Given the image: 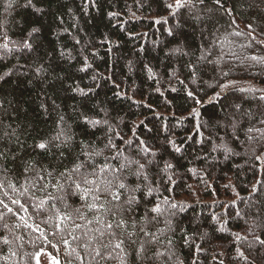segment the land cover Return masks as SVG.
<instances>
[{
	"label": "trees",
	"instance_id": "1",
	"mask_svg": "<svg viewBox=\"0 0 264 264\" xmlns=\"http://www.w3.org/2000/svg\"><path fill=\"white\" fill-rule=\"evenodd\" d=\"M23 3L24 0H19L5 11L6 0H0V52L6 51L2 48L4 43L12 48L11 54L0 60V74L5 71L13 73L0 82V147L8 152L9 157L31 155L40 160L41 157L32 153L31 145L39 138L54 134L61 116L64 117L61 127L68 131L73 141L69 147L53 151L65 153V164L70 165L73 157L80 153L81 140L94 145L97 150H104L103 156L95 158L101 166L105 156L112 154L104 148L109 137L121 149L126 148L125 140H145L158 151V158H163L161 166L167 160L176 165L173 183L158 185L159 193L155 198H167L184 206L173 218V223L180 222L188 244L194 241L203 249L196 255L197 264H220V261L223 264H247L238 258L237 249L243 250L253 264H261V256L255 251L249 252L245 242L235 240L234 234L243 236L254 221L264 223L262 193L256 194L259 199L255 198L248 211L244 205L235 211L230 207L255 196L251 186L256 181H264V162L250 160L243 155L245 149L239 147L236 151L241 156L227 163L221 162L220 153L202 158L207 156V151L198 147L199 137L195 136L194 126L207 123L209 114L223 115L222 101L210 102L220 90L218 83L233 81L237 89L264 88V65L246 59L252 55L264 56V47L260 43L264 41L261 32L264 23H258L256 19L258 14H264V0H241L235 5L233 0H226L228 7H235L233 16L222 15L216 24L219 31L209 26V32L203 37L199 27L193 30L182 22V30L187 33L191 44L190 49H185L192 53L189 56L173 53L177 43L173 37L168 38L167 30L173 28L178 17L169 15L165 0H96L95 5L90 0H45L37 5L45 8L42 15H37L31 8L21 7ZM110 13L117 15L110 16ZM232 20L235 23L230 24ZM250 23L256 29L252 33L256 40L246 27ZM31 27L40 28L30 41L32 50L17 51L13 44L24 40ZM237 32L241 35H235ZM218 41L227 48H221ZM202 44L211 50L209 60L220 58V50L227 51L216 67L202 62L193 85V76L187 65L189 60L195 62L201 54ZM145 65L155 73L152 78H149ZM221 67L229 72L223 79ZM37 68L41 71L37 72ZM78 88L90 91L84 96L77 91ZM237 89H230L228 98L241 102L237 97L244 93ZM188 91H193L201 103L194 104L187 97ZM241 103L245 109L255 111L258 102L252 98L250 103ZM193 108L200 112L199 120L190 116ZM81 113L95 119H107L113 127L109 130L107 125H100L91 130L83 123ZM189 136L193 139L186 140ZM171 140L181 146L180 154L172 152L168 143ZM47 159L54 160L55 157L49 155ZM110 162L115 164V161ZM5 164L9 171L0 175V180L11 181L19 187L24 183V177L19 175L17 165L11 161ZM155 179L159 180V177ZM5 190L23 202L24 197H17L10 189ZM43 196V193L36 192L31 202L38 203ZM3 198V192H0V199ZM70 203L73 207H81V202L75 198ZM206 209L207 217L222 219L226 234L215 230L221 225L206 216L196 221ZM32 211L30 208L29 213ZM143 212L141 205L137 218L142 217ZM29 213L21 215L33 228L39 223V231L24 226L23 221L10 214L6 217L12 231L0 229L3 237L9 240L5 245L0 239V264H37L38 255L45 251L61 264H69V261L79 264L75 253L68 255L76 242L67 232L63 236L72 247L64 246L61 233L54 227L40 223L45 217H29ZM149 227L155 231L154 227ZM158 227L164 228L163 218ZM204 233L208 237L202 239ZM167 235L171 236L180 258L185 264H191L194 247L184 243L179 230L175 235ZM166 246L167 237L161 235L159 250L163 251ZM77 251L84 257V264H95L82 249ZM108 264H118V260Z\"/></svg>",
	"mask_w": 264,
	"mask_h": 264
},
{
	"label": "snow or ice",
	"instance_id": "2",
	"mask_svg": "<svg viewBox=\"0 0 264 264\" xmlns=\"http://www.w3.org/2000/svg\"><path fill=\"white\" fill-rule=\"evenodd\" d=\"M44 2L45 0H35V2L24 0L20 6L31 8L37 15H42L46 10L37 5ZM18 3L19 0H6L5 11ZM90 3L95 5L96 0H90ZM239 3L241 0H233V5ZM165 7L169 10V15L178 17L176 30L170 28L167 32L177 43L173 53L183 56H189L192 53L185 50L190 49L191 44L187 33L182 30V22L192 27L193 30L199 27L203 37L209 32V26L212 30L219 31L216 24L222 19V15L233 16L235 11L234 6H227L226 0H165ZM109 15L115 16L117 13ZM256 19L258 23H264V14H258ZM164 22L167 23V20L165 19ZM231 23L235 21L232 20ZM246 27L251 30L249 35L252 39L256 40V36L252 35L256 31L253 24L250 23ZM39 32V27H31L27 37L21 42L14 43L13 47L17 51L22 49L31 51L33 45L30 41ZM261 32L264 33V28ZM235 35H241V33L237 32ZM260 43L264 47V41ZM2 48L7 52L12 51L7 43H4ZM201 49V54L196 57L195 62L189 60L187 65L193 76V83H195L194 77L200 70L202 62L217 63L209 60L211 51L208 46L202 44ZM2 59L4 57L0 56V60ZM246 59L264 65V56L252 55ZM145 67L149 78H152L155 73L147 65ZM36 71L40 72L41 69L37 68ZM129 71H131V62H129ZM220 73L222 79L229 75V72L224 71L222 67ZM12 74L11 71L0 74V82L5 81ZM180 82L183 83V81ZM218 87L220 90L210 99V102L222 101L220 108L223 117L212 113L209 114L207 123H197L194 126L195 136L199 137L198 142L207 151V156L202 158L207 159L212 153H220L225 160H228L232 156L241 155L236 151L237 147H244L243 155L248 156L250 160L264 162V88L249 86L237 89L233 81L220 82ZM230 89L252 94V98L258 102L255 111L251 108H243L242 103L236 98L230 100L228 98ZM77 91L87 96L90 90L78 88ZM187 97L194 104L201 103L193 91H188ZM105 115H107L106 112ZM200 115L196 108H193L190 113V116L196 120H199ZM81 117L85 126L91 128L107 125L111 130L113 127L107 119H95L85 113H81ZM63 123L64 117L61 116L54 134L39 138L31 145L32 153L41 157L40 160H36L31 155L26 157L13 155L10 158L8 152L0 147V175L9 171L5 162L11 161L17 165L19 175L24 177V183L19 184V187L11 181L0 180V192H3L5 197L0 199V229L12 231L6 219L10 214L11 217L23 221L24 226L32 228L33 231H39V223L33 228V225L28 223V219L21 215V213H29L31 208L33 211L29 213V217H45L40 223L54 227L56 232L61 233V241L65 247H72V244L63 236L64 232H67L72 241L76 242L72 253L68 255L75 253L79 264H84V257L77 249H82L95 264H101V262L108 264L114 260H118V264H185V261L178 255L171 236L167 235L168 233L175 235L179 230L181 239L188 244L187 234L180 227V222L173 223L178 210L184 206L167 198L163 200L155 198V195L159 193L158 185L173 183L177 173L176 165L172 160L164 161L161 166L163 158H158L157 151L145 140H125L126 148L121 149L114 143L113 138L109 137L104 148L112 154L105 156L103 166L95 158L103 156L104 150H97L94 145L86 144L83 140L80 141L82 146L80 153L73 157L70 165L65 164L64 160L67 158L65 153L53 151V149L69 147L73 141L68 131L61 127ZM140 123L143 124V121ZM202 128L207 129V134L201 130ZM192 139V136L186 138V140ZM168 143L172 152L181 153V146L177 145L174 140ZM49 155H53L55 159H47ZM212 158L215 159V157ZM110 161H115V164ZM189 171L195 172L194 169H189ZM157 176L159 180L155 179ZM5 189H10L11 192L16 193L17 197H24L23 202L9 195ZM251 189L252 195L264 193V181H256ZM36 192H41L44 196L39 199L38 203L33 204L31 199ZM74 198L81 202V207H73L70 201ZM256 198L259 199L258 196ZM141 205L144 212L142 217L137 218L136 213ZM161 218L164 223L163 229L158 227ZM257 219H259V213ZM216 223L221 227L215 230L223 231L222 219L217 220ZM150 225L155 228V231L149 227ZM161 235L167 237V246L163 251H160L158 247ZM234 236L235 240L245 242L249 252L255 251L257 256H261V264H264V256H262L264 254V223L254 221L245 230L243 236L239 233ZM207 237L208 234L204 233L202 239ZM44 238L47 239L46 236ZM0 239L5 245L9 244V240L3 237L2 231H0ZM188 246L195 249L191 264H197L196 255L203 249L194 241ZM52 247L56 246L52 245ZM237 252L239 259H243L247 264H253L243 250L237 249ZM37 264H39L38 258ZM53 264H60V261L54 259ZM69 264H71L70 261ZM220 264H223V261H220Z\"/></svg>",
	"mask_w": 264,
	"mask_h": 264
},
{
	"label": "rangeland",
	"instance_id": "3",
	"mask_svg": "<svg viewBox=\"0 0 264 264\" xmlns=\"http://www.w3.org/2000/svg\"><path fill=\"white\" fill-rule=\"evenodd\" d=\"M174 21H175V19H174ZM176 22H174L173 23V28H172V26H171V28L173 29V30H176L175 29V26H176ZM166 26H167V24H166ZM168 36V38H171V36H169V35H167ZM220 41V40H219ZM218 41V45L219 46H221V48L222 47H225V46H223L222 45V42L220 43ZM161 44V42L159 41L158 42V46ZM150 45V44H149ZM225 48H227V47H225ZM229 51H230V49H228ZM211 51V50H210ZM221 52H220V58H219V56L218 57H214L213 59H211V60H213V61H216V62H218V60L219 59H221V57H224V55H225V52L227 51V49H222V50H220ZM0 54L3 56V57H7L8 55H10L11 53L10 52H7V51H4V52H0ZM232 56H229V58H231ZM225 58V57H224ZM214 67H216L217 66V63L216 64H212ZM193 85H194V83H193ZM244 97H247V99H244ZM241 102L243 101V103H250L251 102V99H252V96L250 95V94H248V93H244L242 96H240V97H237ZM244 108V107H243ZM219 116H221V117H223V115H219ZM203 124H205V123H203ZM90 127V126H89ZM99 127V126H98ZM90 129L91 130H95V128H91L90 127ZM169 130V129H168ZM166 131L167 133H169V131ZM202 130H204V132H205V134H207V129L206 128H202ZM171 134L173 133V132H170ZM134 141H136V140H134ZM126 147V146H125ZM198 147L199 148H202V146L199 144L198 145ZM239 148H244V147H239ZM157 151V150H156ZM158 152V151H157ZM158 154V153H157ZM239 155H237V156H232L231 158H229L228 160H225L224 159V157H223V155H222V157H221V162H223V163H227V162H229L230 160H234L235 158H237ZM241 156V155H240ZM214 160H216V159H214ZM241 167H242V165H241ZM240 168V167H239ZM241 169V168H240ZM258 194H260L261 195V193H258ZM257 196H259V195H255L253 198H247V199H245V200H243V201H241V202H239L238 204H235L234 206H231L230 207V210H236V209H238L239 207H241L242 205H244L247 209H246V211H248L249 210V205L251 204V203H253V202H255V198L257 197ZM262 196H263V198H264V193H262ZM206 211H207V209L206 210H204V211H202V216L201 217H199V216H197L196 217V221L197 222H199L204 216H206L207 215V213H206ZM180 212V209L178 210V213ZM243 214V213H242ZM255 214V213H254ZM207 217V216H206ZM207 218H210V220H211V222H215V221H217V219H213V218H211V215H208V217ZM223 232L226 234L227 233V230L224 228V230H223ZM54 259L55 258H53L49 253H47V252H45V253H42L41 255H39V257H38V260H39V264H53V261H54ZM61 264V263H60Z\"/></svg>",
	"mask_w": 264,
	"mask_h": 264
}]
</instances>
